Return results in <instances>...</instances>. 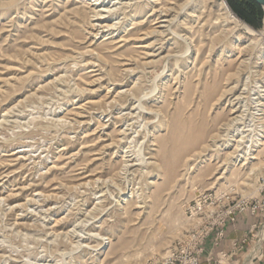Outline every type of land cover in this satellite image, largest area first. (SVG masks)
Here are the masks:
<instances>
[{"label":"rangeland","instance_id":"374dc122","mask_svg":"<svg viewBox=\"0 0 264 264\" xmlns=\"http://www.w3.org/2000/svg\"><path fill=\"white\" fill-rule=\"evenodd\" d=\"M74 2L0 0V264H160L199 193H264V16L249 34L220 0H104L92 28ZM174 116L204 136L164 180Z\"/></svg>","mask_w":264,"mask_h":264},{"label":"built area","instance_id":"2783aa9c","mask_svg":"<svg viewBox=\"0 0 264 264\" xmlns=\"http://www.w3.org/2000/svg\"><path fill=\"white\" fill-rule=\"evenodd\" d=\"M224 2L227 4L226 0ZM259 127L255 129L261 130ZM260 181L263 190L264 174ZM246 212L264 219V200L225 191L199 193L186 208L187 228L169 247L160 264H200L206 239L212 237V245L218 246L224 237L225 226L235 223ZM220 256L221 259L210 258L209 264H225L227 253L220 251Z\"/></svg>","mask_w":264,"mask_h":264},{"label":"bare ground","instance_id":"6f19581e","mask_svg":"<svg viewBox=\"0 0 264 264\" xmlns=\"http://www.w3.org/2000/svg\"><path fill=\"white\" fill-rule=\"evenodd\" d=\"M82 2H84V0H82ZM82 2H80V3H82ZM116 3H120V1H114L113 5ZM73 4L74 5L77 4L76 0ZM90 5L91 6L88 7V13H90V23H91L90 26L93 28L96 25H100L101 20H99V19L103 18L105 16L104 14L106 12H110L112 9H111V6L104 4V0H91ZM219 6L221 8L220 10L223 11V14H225V16L230 21H233L235 23V26L242 27L249 34H253L254 32H256V30H254L249 24H247L245 21L241 20L238 16H236V14H234V12H232L229 9L228 5L224 2V0H220ZM71 10H73V12H75L77 14L83 12V10H81L80 6H73L71 8ZM161 21H167V20L162 19ZM106 26H108V25H106ZM97 33H99V32H97ZM189 49H190V47L187 46L186 51H188ZM180 86H181V82H177V86L172 88L173 92L178 93V95L180 93H182L183 90H180ZM162 87L164 88L163 84H162ZM189 87H190V84L187 83L185 85L184 90L185 91L189 90ZM159 94L160 95L157 98L159 101H157V103L162 102V98L164 99V90H162ZM158 107L161 108V105H159ZM158 111L154 110L153 112L156 115H158ZM236 120H238V119H236ZM228 130H229V128L226 129V131H228ZM233 130H236V132L233 134V136H235V139H230V140L235 141V143H233L232 145H235L234 148H235V150L237 149V151H238L234 158L236 161H239V162H241L243 159V161H245V163H246L245 159H247V155H249V156L251 155L249 157V159L254 158V156L252 155V152H251V150L253 151L252 146L250 144L249 145L247 144V145H245L247 147V150H245V151L241 150L240 148H242L241 142H242L243 136H241V138H240L239 135H242L243 131L238 130V128H236V127ZM203 136H204L203 124L194 123L192 120L185 121V120L180 119L178 116H174L171 119V121L169 123V134L167 136L161 137L159 142H158L159 155H160V162L158 164V167L163 172V174L166 175V177H164V180H169V179L173 178V176L176 174L177 165L179 164V162L181 160V157L183 155V151H185L188 148H196L197 145H200L202 143ZM212 141L214 142L213 145L216 146L215 138H213ZM256 144L259 145L258 143L254 142V145H256ZM191 159H192L191 157L187 158L186 159V165L184 164L185 165V172H184L185 175H187L193 169L194 163L192 164L190 162ZM205 161H206V159H205ZM240 164H243V163L241 162ZM226 168H228V166H226ZM225 171L226 170H224V172ZM155 196L156 197L158 196V192L155 194Z\"/></svg>","mask_w":264,"mask_h":264},{"label":"crops","instance_id":"0c3cea01","mask_svg":"<svg viewBox=\"0 0 264 264\" xmlns=\"http://www.w3.org/2000/svg\"><path fill=\"white\" fill-rule=\"evenodd\" d=\"M260 198L264 200V193ZM263 224L256 214H241L235 223L225 226L224 237L218 246L212 245V237L206 239L200 264H209L210 258L221 259L220 251L227 253L225 264H264Z\"/></svg>","mask_w":264,"mask_h":264},{"label":"trees","instance_id":"16d2710c","mask_svg":"<svg viewBox=\"0 0 264 264\" xmlns=\"http://www.w3.org/2000/svg\"><path fill=\"white\" fill-rule=\"evenodd\" d=\"M230 9L250 26H261L264 12L254 0H226Z\"/></svg>","mask_w":264,"mask_h":264},{"label":"water","instance_id":"95a60500","mask_svg":"<svg viewBox=\"0 0 264 264\" xmlns=\"http://www.w3.org/2000/svg\"><path fill=\"white\" fill-rule=\"evenodd\" d=\"M262 9L264 12V0H254ZM229 7V6H228ZM230 8V7H229ZM232 11V10H231ZM233 12V11H232Z\"/></svg>","mask_w":264,"mask_h":264}]
</instances>
